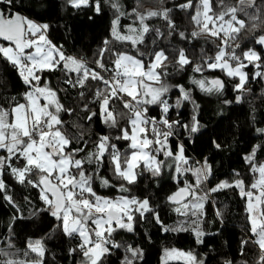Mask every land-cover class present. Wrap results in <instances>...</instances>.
<instances>
[{
    "label": "snow or ice",
    "instance_id": "snow-or-ice-1",
    "mask_svg": "<svg viewBox=\"0 0 264 264\" xmlns=\"http://www.w3.org/2000/svg\"><path fill=\"white\" fill-rule=\"evenodd\" d=\"M27 2L30 7L25 10V0L19 4L0 0V41L7 42L0 43V60L11 65L25 86L19 98L0 91V201L13 210L6 234L0 232V264H49L43 238L30 237L22 248L15 243L16 222L43 215L54 218L63 236L78 239L69 249V255L80 254L78 264H105L113 252L121 250L119 264H140L145 258L143 246L116 236L135 233L137 222L149 216L164 233L191 232L195 242L203 244L207 233L200 224L205 205L213 194L225 190L238 191L245 202L249 235L241 240V254L251 244L258 249L255 264H264V162L257 160L256 148L243 156L253 177L250 184L239 172L230 180L214 183L209 159L192 164L188 156V145L206 134L193 89L222 95L226 87L224 80L209 78L205 71L219 69L229 77L237 103L250 91L251 80L264 79V53L256 47L237 52L240 44L236 42L242 31L255 33L264 28V0H218L217 6L212 0H177L171 7L160 0L161 7L130 12L122 9L120 0H104L114 10L110 39L102 41L91 63L67 55L63 45L49 39L50 25L31 18L32 8L46 7L48 0ZM62 7L77 13L91 9L96 15L103 11L101 0H62ZM175 10L188 13L194 30H178L171 15ZM126 16L132 23L122 28ZM152 19L165 24L154 28ZM177 35L185 41L209 35L220 43L214 56L202 54L197 63L184 47L171 43ZM253 39L264 48V34ZM165 41H169L166 46ZM117 43L129 50L115 47ZM249 66L254 69L251 75L246 71ZM189 67L199 78L189 76L187 85L170 82L174 73H187ZM46 73H60L58 82L53 84ZM61 92L78 96L77 107L84 113L83 120L71 127L65 115L74 116L77 107L63 103ZM188 105L194 110L185 118L182 110ZM95 123L108 133L95 138L87 135V128ZM255 132L264 136V127H256ZM209 142L216 150L223 147L218 139ZM165 169L177 184L166 203L184 218L173 225L164 223L150 197L131 195L142 177L158 182ZM105 170L111 175L106 176ZM189 175L194 179H188ZM6 177L37 190L40 204L27 217ZM97 186L120 194L101 195ZM23 199L32 204L27 196ZM215 215L223 221L220 210ZM170 260L205 264L194 251L165 248L161 264Z\"/></svg>",
    "mask_w": 264,
    "mask_h": 264
},
{
    "label": "trees",
    "instance_id": "trees-1",
    "mask_svg": "<svg viewBox=\"0 0 264 264\" xmlns=\"http://www.w3.org/2000/svg\"><path fill=\"white\" fill-rule=\"evenodd\" d=\"M101 2L103 11L100 15H96L91 9H84L78 13L69 12L62 7V0H48L46 7L32 8L31 18L50 25L49 39L58 46L63 45L67 55L84 58L91 63L97 58L102 41L105 38L110 39L111 20L114 18V10L104 0ZM175 2L177 0H164V5L171 7ZM227 2L232 3L233 0H227ZM17 3L19 4V0ZM212 3L217 6L218 0H212ZM120 4L123 10L129 12L133 8L146 11L161 7L160 0H120ZM29 7V3L25 0L23 8L27 10ZM216 10L218 11L219 8L217 7ZM171 15L178 30L186 33L194 30L188 13L175 10ZM89 16H92L93 19H89ZM130 23H132L130 16L122 18V25ZM150 23L154 28L162 27L165 24L162 19H152ZM260 34H264V28L257 29L255 33L242 31L236 41L240 44L237 52L246 50L249 44H253L258 51L264 53V48L255 45L253 39V35L258 36ZM168 43L169 41H165V46ZM171 43L177 48L184 47L194 62L198 63L202 54L214 56L220 41L209 35H202L195 40L190 38L185 41L177 35ZM3 44L7 45L6 43ZM115 47L121 50H129V46L125 44L117 43ZM248 69L254 71L251 66ZM248 69H246L247 72ZM59 75L60 73L45 74L46 78L51 79L53 84L58 82L56 77ZM192 75L197 76V78L200 76V74L192 73L191 67H189L187 73H174L169 80L170 82L180 81L187 85L188 77ZM204 75L209 78H221L225 81L226 87L222 95L204 94L198 89H193V97L196 104L199 105V119L204 125L203 131L206 134L199 136L194 144L188 145L190 163L195 164L197 160L207 157L213 165L214 183L217 180H230L235 177L236 172H239L240 177L250 184L253 177L248 170V165L243 160V156L255 147L257 160L264 162V136L255 132L256 127H264V79H259L257 83L249 82L247 88L250 91L245 92L241 101L237 103L235 101L237 93L232 90L233 81L229 77L219 69L215 71L206 70ZM0 81H3L0 84V91L15 94L18 98L22 96L25 86L11 65L3 60H0ZM60 95L62 102L67 106L77 107L78 96L64 92H61ZM172 99H175L174 95ZM225 100H229L231 103L226 104L224 103ZM193 110V105L185 107L182 110L185 118H190ZM83 117L84 113L78 107L74 116L65 115L69 127L74 121H82ZM108 131L102 124L95 123L87 128L86 134L95 138L96 135L107 134ZM210 139H218L223 145L222 149L216 150L209 142ZM175 142L177 141L173 138V144ZM104 174L106 176L111 175L106 170ZM6 179L9 185L13 186L12 191L15 198L24 209V216L27 217L32 208L40 204L37 190L15 184L10 177H6ZM188 179L194 178L189 175ZM176 189L177 184L170 179V174L165 169L164 176L159 178L158 182L142 177L141 181L133 186L131 195L150 197L153 207L159 212L164 223L173 225L176 221L184 219L172 211L171 206L166 203V197ZM97 190L101 195L117 196L120 194L114 189L99 188L98 186ZM25 196L32 201L31 205L23 199ZM217 210L223 213L222 222L216 218ZM12 212L10 206L0 201V232H5ZM246 216L245 202L240 198L238 191L225 190L213 194L205 205V214L200 224L201 229L207 233L203 238L205 241L203 244H197L195 236L191 232L164 233L150 216L147 220L137 222L135 233L121 232L116 238L122 242L140 243L143 246L145 258L140 264H161V256L165 248L194 251L201 259L205 260V264H225V261H232L233 264H255L258 258V249L253 245H247L241 254V240L247 239L249 235ZM56 223L54 218L47 215L34 220L17 221L15 224L17 247L22 248L30 237L34 239L43 238L48 249L49 264H78L81 259L80 254L77 252L75 255H69V249L75 247L79 242L78 239H69L63 236L56 229ZM49 236L54 238H48ZM121 255L122 250L113 252L105 260V264H119ZM169 264H182V262L170 260Z\"/></svg>",
    "mask_w": 264,
    "mask_h": 264
},
{
    "label": "rangeland",
    "instance_id": "rangeland-1",
    "mask_svg": "<svg viewBox=\"0 0 264 264\" xmlns=\"http://www.w3.org/2000/svg\"><path fill=\"white\" fill-rule=\"evenodd\" d=\"M123 26H124V24H123V25L121 24V27H123ZM250 47H254L253 44H249V45L247 46V49L250 48ZM248 72H249V74L251 75V73H252L253 71H252L251 69H248ZM258 81H259V79L251 80L250 82H251V83H257ZM171 261H177V260H171Z\"/></svg>",
    "mask_w": 264,
    "mask_h": 264
},
{
    "label": "water",
    "instance_id": "water-1",
    "mask_svg": "<svg viewBox=\"0 0 264 264\" xmlns=\"http://www.w3.org/2000/svg\"><path fill=\"white\" fill-rule=\"evenodd\" d=\"M0 42H3V43H6L7 44V42H5V41H0Z\"/></svg>",
    "mask_w": 264,
    "mask_h": 264
}]
</instances>
